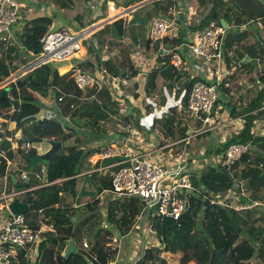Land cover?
<instances>
[{"label": "trees", "instance_id": "obj_1", "mask_svg": "<svg viewBox=\"0 0 264 264\" xmlns=\"http://www.w3.org/2000/svg\"><path fill=\"white\" fill-rule=\"evenodd\" d=\"M52 1L60 7H67L70 2L72 3V0ZM131 1L130 3H135L140 0ZM198 1L202 5L209 4L210 9L201 22L196 25H191L192 30L204 28L210 20H215L220 23V19L222 18L227 23L233 19L239 23L250 19L264 20V3H262V0ZM109 5L113 7L112 10L115 11L116 15L119 13V10L115 9L123 6L119 0H103L102 7L105 8H103L102 18L109 15L108 13L110 12L106 10V7ZM150 7H152L151 4L137 8L132 12V17L129 20L121 17L113 21L111 24L116 35L118 37H124L126 29H128V38L131 42L140 41L141 43L144 40L147 21L144 24L136 23V21ZM71 20L74 25L73 28L80 30L86 25L97 21L98 17L92 12L90 21H85L80 15L71 16ZM52 24L53 18L50 16H37L25 23L20 42L22 48L30 54L31 58L40 52L41 43L39 38L47 30L54 28ZM141 27L143 30L142 33L139 31ZM140 35H142V38L139 39L138 36ZM235 36L240 39L244 34L236 33ZM183 37L182 34H179L178 37L173 39L165 37L161 42L166 46L177 45ZM145 40L147 45L149 41L147 39ZM86 47L90 51V46L86 45ZM227 47L230 48L231 44H227ZM253 48L256 49L253 45L237 46L235 49L237 58L240 60L247 53L250 55L254 54ZM17 53L16 47L14 51L8 47L5 48L3 57L6 60H10L17 56ZM85 54L86 52L82 46L81 50L73 57L80 58L84 57ZM157 62L158 66L153 68L147 75L145 84L146 94H151L155 89L157 75L170 83H175L180 79L181 86L186 88V94L182 99V104L185 105L192 85L196 81L203 79L196 75L190 77V74L185 71L179 72L170 63L169 55L163 52L157 56ZM59 63L61 62L42 64L18 77L9 85V96L19 100V108L18 110H12L10 114L1 111L0 116L15 123V130L21 132L20 141H22V137L28 139L37 137L41 139L61 140L63 143L62 150L52 155L49 168L46 172V178L48 181L53 182L52 184L37 186L39 183L35 179L34 173L31 174L26 185H24L25 180L21 183L19 181L14 183L16 188L19 185H24V187L22 186L24 189L33 187L21 195V200L29 204V208L25 213L29 225L31 227H37V215L39 214L42 215L41 220L46 223H52L55 227L54 231L46 232L44 239L37 244V259L35 264H88L89 261L92 264H107L108 261L114 259L119 250L112 243L114 241L113 230L104 226L98 228L94 239L89 242L87 249H83L81 246L80 251H77V253L70 254L67 258L64 257L65 241L68 239L74 240V229L70 223L68 211L56 207V205H60L61 203L62 194L74 193L77 177L83 172L84 163L89 164L87 160L94 152L93 149L85 148L83 144L87 141L94 140L93 138L95 137L92 138L91 136L84 135L76 144L65 145L67 140L75 134L74 128L70 132H65L59 121L55 118H43L37 122H35L34 118L35 114L46 107L40 101V98H47L56 103L57 98L62 96L61 101L58 102L60 113L62 109L64 110L63 115L71 114L73 118L78 117L75 119L77 125H79L80 120H83L85 124L83 127H88L90 131L98 132V124L103 120L111 118L110 116L116 115L117 108L111 103L110 97L104 91H95L93 88H78L74 82V69L70 68L64 71V68H62L61 71L64 72L60 73L57 69ZM83 65H86L90 71L94 67L89 63V60H85L77 66L81 68ZM16 68L10 70V72H4V70L0 69V72L4 73L3 78H6ZM245 68H248L247 65ZM134 69L133 65L129 67V70L132 72L131 74H135L136 71ZM3 78H0V81ZM263 95L264 93L259 94L250 100L242 110V112L248 114H246L245 122L240 129L227 133L224 139H221L220 135L218 136V144L213 149L215 154L222 152L231 143H243L250 140L253 145V150L255 151L257 147L264 154V136L254 137L250 132L252 122L255 118L259 117L260 112L257 111L255 114L251 113L253 110L261 107ZM224 96L228 102L224 101L222 111L231 114L236 110V104L230 103V99L226 95ZM70 105H74V107L71 108ZM11 107L12 105L9 101L0 99V110ZM162 124L170 128H176L179 137L185 136L186 128L180 126L179 122L176 121L174 108L162 120ZM4 146L8 147L9 142L6 141ZM208 150L212 149L210 148ZM252 153L251 150L249 153L243 154L229 168L227 166H221L204 170L199 180L197 175L191 176L194 190L192 189L188 194L189 205L187 210L181 214L178 220L172 218L154 220L153 230L160 240V246L145 249L144 254L137 263L151 264L155 261L157 264H166V260L159 256L161 252H180L179 264H191V262L192 264H264V261L252 260L255 254V242L252 235H249V225L246 221L247 217L246 215L242 216L247 209L242 211L232 209L229 206L231 201L228 199H224V204L212 201L213 195L225 193L233 187L234 182L230 179L229 173L235 171L241 164L244 165L240 173L243 186L251 190L248 198H253V192H259L264 188V174H260L262 172L261 168L258 165L247 164L250 161ZM6 154L10 158L14 156L11 150H7ZM35 155L34 150L23 153L27 162V168H29V159ZM107 160L109 161L111 159ZM5 170L6 161L3 159L0 163V178L4 176ZM92 175L96 176L94 173ZM105 179L111 188V177ZM57 180L60 181L56 182ZM202 184L205 186V190L200 188ZM242 200L243 202L246 201L245 199ZM98 202L99 200L94 199L92 203L87 205L88 209L95 210L99 204ZM142 207V201L134 196L110 201L106 213L107 222L121 236H126L134 226L135 217L139 214ZM258 219L260 220L262 217ZM133 251L135 252L133 257H135L137 252L135 250ZM260 253L264 254V250ZM17 255L25 256L26 250L17 249ZM21 258L22 260L17 262L11 257L5 264H26L23 257Z\"/></svg>", "mask_w": 264, "mask_h": 264}, {"label": "built area", "instance_id": "obj_2", "mask_svg": "<svg viewBox=\"0 0 264 264\" xmlns=\"http://www.w3.org/2000/svg\"><path fill=\"white\" fill-rule=\"evenodd\" d=\"M84 1L85 7L82 13L85 15L89 14L90 9L91 13L99 10L103 2V0H95L93 4L92 1L94 0ZM157 1L159 0H140L131 9L136 10ZM262 3H264V0H262ZM91 5L92 8H90ZM20 7L18 0H0V42L4 45L3 51L8 47H12L13 51L16 46L22 48L20 39L25 24L23 23V13ZM131 9L128 8L127 11H131ZM170 12L172 13V10L168 9V14H171ZM94 14L98 17V20L80 30H76L67 24H61L52 30H47L39 38L41 43L40 52L32 58L22 48L23 53H26L29 58V62L25 66L35 64L36 67L48 62L64 60L76 53L80 46H85L84 43L106 23L105 18L103 19L97 13ZM182 21L184 25L189 26L190 23L185 18ZM255 21L250 19L239 23L233 19L229 23L225 21L226 27H223L221 23L210 20L204 28L193 30L186 28L183 33L184 37L177 45L166 46L162 43L160 49L166 50L165 54L169 55L170 63L179 72L186 71L189 73L193 71L195 73H191L190 77L196 75L203 80L196 81L192 85L185 105L182 104V99L186 94V88L181 86L180 79L175 83L167 81L171 88V95L174 101L177 100V102L163 108L152 106L153 110L151 107L152 111L150 110L145 117L140 118L138 125L144 131H150L153 128L154 120L165 118L166 114H170L174 108L176 119L180 123H185L188 119L196 123L197 126L193 128L191 134L197 136L213 131L230 121L237 120L241 116L248 114L244 113L242 115L239 107L245 108L250 100L264 93V37H260L263 42L262 50L258 55L249 57L247 60L245 58L239 60L235 52L237 46L245 43L243 37L238 39V41L235 40L230 48L227 47V44H230L228 39L232 33L235 35L236 33L249 30L250 25H253ZM98 24H100L98 28L90 30ZM260 25L258 24L259 28L263 26ZM178 35V32L173 29V22L163 15L153 16L148 21L146 39L150 45L155 41H162L165 37L173 39L178 37ZM142 49L144 50L145 48L142 47ZM77 65L78 63H74L70 68L74 69V82L78 88H93L95 91H104L110 97L111 103L119 109L120 115L125 118L131 116L133 107L130 102L134 100V94L130 91L128 76L120 75L108 63L99 64L89 72L83 71ZM246 65L248 68H245ZM13 82V80L9 81L5 85ZM224 95L230 99V103L236 104V112L233 116L223 114ZM61 98L62 96L58 97L56 103L53 101L54 104L45 105V108L35 114V122L43 118H55L65 132H70L74 128L73 117L71 114L62 115L60 113L58 102L61 101ZM149 98H147L148 103L151 102ZM40 101L43 102L41 99ZM70 106L71 108L74 107V105ZM212 107H214V111L211 113ZM260 108H264V95ZM3 118V116H0V163L3 159L6 161V170L4 176L0 178V186L5 187L12 178L16 179L13 175L15 172L11 171V166L14 163L15 156L18 155L17 153H27L30 150H34L36 155H39L46 149H43L42 143L20 141L21 132L9 126V123L13 121H9L6 118L4 120ZM250 130L254 137L261 135V133L256 134L252 128ZM127 132L129 136L123 137L122 140L116 139L104 145L101 143V145L94 144L92 148L94 152L90 156V161L97 165L104 159H115L113 163L97 165V169L103 170L115 167V170L110 173L111 191L113 194L118 197L134 196L143 203L141 211L134 220V224L137 221L140 224L139 240L141 243L140 247L134 249L137 252L135 259L132 258L134 260L133 264H135L142 257L145 249L160 246V240L153 230L154 220L162 218L178 220L188 208V194L192 189L194 190V187L190 174L186 171V151L182 150L175 155L174 159L176 161L174 165L164 167L151 161L146 154L140 151L143 138L137 130L129 128ZM6 141L9 142L8 147L4 146ZM251 143L250 140L243 143L234 142L229 144L222 152L218 153L219 159L214 166H227L229 168L243 154L253 151ZM7 150L13 152L14 156L12 158L7 156ZM36 165H39V171L35 172L33 170L32 173H34V177L39 183L37 186L52 184L53 182L48 181L46 178L47 169L45 164L37 163ZM17 172L19 173L16 180L20 183L31 177H29L27 166L24 169H18ZM230 179L234 182L233 187L225 193L213 195L212 201L224 204V199H228L231 201L229 206L236 211L249 209L253 205L258 204L248 198L247 188L243 186V180L240 175H230ZM32 188H22L20 191H13L9 194L5 190L1 191L0 201L3 202L0 205V210L4 209L7 215L0 222V264L7 263L11 257L17 261V249L28 251L34 245V249L37 251V244L44 239L46 232L54 231L55 229L52 223H46L41 220L42 217L38 219L36 228L31 227L25 214H13L9 211L8 204L11 199L15 195L25 193ZM200 188L205 190L203 184L200 185ZM242 199L246 201L243 202ZM81 246L83 249H87L89 242L84 239L81 242ZM163 253L161 252L159 256L163 257ZM88 264H92V262L89 261ZM107 264L116 263L113 259L108 261ZM151 264L157 263L154 261Z\"/></svg>", "mask_w": 264, "mask_h": 264}, {"label": "crops", "instance_id": "obj_3", "mask_svg": "<svg viewBox=\"0 0 264 264\" xmlns=\"http://www.w3.org/2000/svg\"><path fill=\"white\" fill-rule=\"evenodd\" d=\"M21 7L20 10L23 13V23L25 24L27 21H29L31 18L37 17V16H50L53 18V26L57 27L61 24H67L71 25L73 27V24L70 23L69 17L80 15L85 21H89L91 17V13L84 14L82 13L85 7V1L84 0H72V3L70 2L69 6L61 8L57 4H55L52 0H18ZM120 1V0H119ZM122 1V0H121ZM160 1L164 2V5L157 4ZM172 4L165 2L164 0H159L157 2L152 3V7L148 11V16H156V15H163L170 19L173 22V29L178 32V34H182L185 32L186 28H189L191 25H196L197 22H201L204 16L208 13L210 6L209 4L202 5L199 3L198 0H171ZM170 2V0H169ZM123 6L118 7V10H123L124 7H127L126 4H121ZM201 7V8H200ZM168 9L172 10L171 14H168ZM134 11V10H133ZM130 11V12H133ZM66 12L67 14H65ZM113 10H110V13H112ZM129 14V13H128ZM124 16L123 19L129 20L132 17V13L130 15ZM101 17V15H99ZM105 18V17H103ZM106 18H110L109 16ZM185 18L190 23V26L187 27L184 25L182 19ZM151 18H149L146 22V30L144 32V39H146V31H147V24L148 21ZM112 22L108 23V20H106V23L103 24L101 28H103L105 25L111 24ZM262 26V25H260ZM264 26V24H263ZM261 28H259L261 32ZM244 34L243 45H253L256 47V49L253 48L254 54L247 53V58L258 55L260 51H258V45L263 48V42L261 40V34H257V31H252L250 28L249 30L245 32H241ZM96 35V34H95ZM93 35L90 38V42L86 45L90 46V51L87 49L86 46H83L86 54L84 57H72L69 60H66L64 62L59 63L58 69L61 71L62 68H64V71L67 70L72 64L74 63H82L85 60H89V63L93 65L94 67L99 64H105L108 63L110 67L115 68V70L120 73V75H125L129 77L130 82V91L134 94V100L138 99L140 97L149 98L151 102H145L142 100V102L135 103L134 106V114L131 116L126 117L125 119H121L120 117L116 115L110 116V122L111 126L107 128H101L98 124V132L96 131H90L88 127H81L77 125L76 123L73 124V127L75 129V134L67 140L68 144H76L79 139H82L84 135L91 136L94 140L87 141L84 145L87 149H92L94 147V144H106L110 143L112 141H115L116 139L122 140L124 137H128L129 133L127 132V129H135L139 132V135L143 138V143L141 145L140 151L143 152L148 156V158L160 165H163L164 167H171L175 163V155L179 152H181L184 149L191 150V152H199L201 155L197 157V159H192V154H189V151L187 153V161H186V171L189 172L190 177L193 175L198 176V180L200 179V175L203 173L204 170L214 168L215 164L218 161V154H215L214 150L218 144L217 138L220 135L221 139H224L225 135L227 133L236 131L240 129L243 126V123L245 122V116H241L237 120L230 121L229 123L220 126L219 128L210 131L208 133H202L197 136L193 137H200L201 143H199V146L197 148L189 147L187 146V143L191 139L189 137V134H191L193 128L196 126L192 121L180 123L179 125L186 128L185 136L179 137L177 134L176 128H170L166 125L162 124V120L164 119H156L153 121V128L150 131H144L139 125L138 122L140 118H143L142 115H146L147 112L151 110L152 106H156V108H163L165 106H169V99L172 100L173 97L171 95V88L168 85L167 81H165L162 77L157 75L155 79V89L151 94H146L145 92V84L147 81V75L148 73L155 67L158 66L157 62V55H159V51L165 49H160V46L155 48L153 52L148 54V51L152 49V45L147 44L146 46H149V48L146 50H143L141 45L137 46L134 42H131L128 40V50H129V57L124 54L123 51H115L113 50L114 45V39L116 41L121 40L120 37H118L113 29V41L108 40L107 44L106 42L103 43L102 39H99L98 37H95ZM125 38H128V36L124 35ZM129 39V38H128ZM89 40V39H88ZM234 39H228V42L232 45L235 41ZM238 41V40H237ZM238 44V42H237ZM4 46L2 42H0V46ZM156 46V45H155ZM165 47V45H164ZM17 48V46H16ZM13 50V48H12ZM147 51V52H146ZM165 53V52H163ZM245 55V56H246ZM23 57H26V53H23ZM83 56V55H81ZM12 59V58H11ZM10 59V60H11ZM75 59L74 62H70L71 60ZM133 65L135 74H131L132 72L129 70V67ZM93 67V68H94ZM83 71L89 72V68H87L86 65H83L81 67ZM186 72V71H185ZM188 73V72H187ZM194 74L195 72L190 71L188 74ZM160 85V86H159ZM9 95V94H8ZM43 102V98H40ZM158 99V100H157ZM227 99V98H226ZM226 99L223 97V101H226ZM153 110V107H152ZM151 110V111H152ZM177 110V109H176ZM4 111V110H1ZM259 113V117L255 118L252 122V125L250 128L255 130L256 134L261 133L260 136H264V128H260L264 125V108L255 109L252 111L251 114H255L256 112ZM236 112V110L228 114L227 112L223 111V114L226 116H233V114ZM245 112H242V115ZM241 115V114H239ZM262 116V117H261ZM165 117V115H164ZM149 124V122H148ZM176 124V122H175ZM9 126L11 128L15 127L14 122H10ZM192 126V127H191ZM199 127V125H198ZM251 132V130H250ZM96 133V134H95ZM192 137V138H193ZM78 138V139H77ZM76 141V142H75ZM100 144V145H101ZM183 144V145H182ZM43 149H46L47 146L44 144H41ZM211 145V146H210ZM185 146V147H184ZM184 147V149H182ZM212 150H208V149ZM255 150H258L261 152V149L257 148ZM92 155V154H91ZM90 155V156H91ZM90 156L88 158V165L84 163V170L81 174L77 177L76 187L73 194L70 193H64L62 194V199L60 205H56V207H60L61 209H65L68 211V216L70 218V223L72 224V227L74 229V237H78L79 240L83 241L85 238L83 236L84 231L82 230V226L87 222L88 217H91L95 212L99 213V218L103 222L102 226L110 228L113 230L114 233V241L112 242L115 246L118 247L119 251L124 252L130 260L132 261L133 256L135 255L134 251H131V249L127 248V244L125 243V236H121L116 229L113 228L108 222H107V208L108 204L112 200L116 199H122L126 197H118L111 191V188L108 186V183L105 178L110 177V173L115 170V167L106 168L103 170H98L97 165H107L110 163H113L115 159L111 160H102L101 163L94 165L90 161ZM217 156V157H216ZM210 157L209 159H206ZM16 158H19V154L15 156ZM14 160V161H15ZM207 160H210L211 163H208L206 166H203V163ZM215 161V162H214ZM214 162V163H213ZM17 167H14L13 170L15 173L13 174L16 179L19 172L17 170H14ZM96 174V176L92 174ZM263 175V172L260 173ZM15 178H12L13 183L16 182ZM60 180H57L56 182H59ZM11 182V181H10ZM15 185V183H14ZM36 187V186H35ZM100 188V189H99ZM13 191H16V187H14ZM12 191V192H13ZM248 194L251 193L250 189H247ZM11 193V192H10ZM252 195L253 198H251L252 201L257 202L258 204L253 205L251 208L247 209L245 212L246 215V221L249 225V235H252V238L255 242V254L252 258V260H261L264 261V254L260 253L264 250V200H258L257 197L259 195L258 192H253ZM9 194V193H8ZM23 194V193H22ZM19 195L21 199V195ZM1 196V194H0ZM94 199L99 200V204L95 208V210L88 209L87 205L92 203ZM3 201H0V205H2ZM6 211L4 209L0 210V222H2L6 218ZM42 215H37V218H41ZM259 217H262V219H258ZM101 222V223H102ZM261 223V224H259ZM259 224V225H258ZM99 227V226H98ZM97 227V228H98ZM101 227V226H100ZM96 228V229H97ZM119 241L121 244H116L115 240ZM74 242V240H73ZM75 244V242H74ZM67 245L65 246L66 249ZM78 248V247H77ZM64 249V251H65ZM30 251H36L34 249H29ZM28 250V251H29ZM136 251V250H135ZM163 258L167 261V258L170 259V263L166 264H179V261H177L178 257L180 258L181 253H171V252H164L162 254ZM24 258V256H22ZM21 257H17V262L21 261ZM179 260V259H178ZM26 264L28 261L26 260ZM192 263V262H191Z\"/></svg>", "mask_w": 264, "mask_h": 264}, {"label": "rangeland", "instance_id": "obj_4", "mask_svg": "<svg viewBox=\"0 0 264 264\" xmlns=\"http://www.w3.org/2000/svg\"><path fill=\"white\" fill-rule=\"evenodd\" d=\"M165 2H167V3H171L172 4V1L170 0V2H169V0H164ZM183 1V0H182ZM130 2H132L131 0H120V4H127V3H130ZM92 3L94 4L95 3V0L94 1H92ZM228 3L229 4H231V2L230 1H228ZM102 4H103V2H102ZM102 4H101V6H100V9L99 10H97V11H94L93 13H97L98 15H103V8H105V7H102ZM137 4V2H135V3H130L129 5H127V7H124L125 9L124 10H122V12H120L117 16H114V17H112L111 19H108V23H110V22H113L115 19H117V18H119V17H124L125 15H127L128 13L129 14H131L132 12H130V11H127V9L129 8V9H131L134 5H136ZM157 4H160V5H164L165 3L164 2H162V1H160L159 3H157ZM205 5V4H204ZM112 6L111 5H109V6H107L106 7V10H107V12H110V10L113 8H111ZM61 8H64V7H61ZM90 8H92V5H91V7ZM151 8V7H150ZM201 8V7H200ZM117 9H119V8H116L115 10H117ZM133 9H131V11H132ZM150 10V9H149ZM148 10V11H149ZM90 12H89V15H90V13H91V9L89 10ZM148 11L145 13V14H143V15H141L138 19H137V21H136V23H142V24H144L149 18H152L153 16H148L149 14H148ZM65 14H67L66 12H64ZM113 13H115V12H113ZM112 13V14H113ZM122 13V14H121ZM109 14V13H108ZM121 14V15H120ZM107 16H109V15H107ZM106 16V17H107ZM105 17V19L107 20V18ZM69 19H70V23H72L73 24V22H72V20H71V17H69ZM104 19V18H103ZM90 21V20H89ZM235 22H236V20H235ZM258 24H261V25H263L264 24V20H256L255 22H253V25H250V29L252 30V31H258L260 34H261V36L262 37H264V26H262V28H261V32L259 31V27H258ZM89 25H91V24H89ZM71 26V25H70ZM74 26V25H73ZM87 26V25H86ZM189 26H190V24H189ZM188 26V27H189ZM189 29L190 30H192L191 29V26L189 27ZM139 31L142 33V27L141 28H139ZM44 34V33H43ZM42 34V35H43ZM96 35H95V37H98L99 39H102L103 40V43L104 42H106V44H107V41L108 40H112L113 41V26H112V24H108V25H105L103 28H101L98 32H96L95 33ZM41 35V36H42ZM125 35L126 36H128L129 34H128V29H126V33H125ZM138 38L140 39V38H142V35H140V36H138ZM230 39H234L233 41H235V40H238L239 38H236V36L234 35V33H232L231 35H230V37H229ZM120 39L121 40H119V41H116L115 39H114V45H113V50H115V51H123L124 52V54H126V56H130L129 55V50H128V40H130V39H128V38H125V37H120ZM131 41V40H130ZM90 42V38H89V40H87L85 43H84V45L86 46V44H88ZM135 44H137V46H139V45H141V47H146V50L149 48V46H146V40L144 39L143 41H141V43H140V41H135L134 42ZM156 45V46H155ZM162 45V42L160 41V40H158V41H155L153 44H152V49L150 50V51H148V54H150L151 52H153L154 51V49L155 48H157V47H159V46H161ZM166 47V46H165ZM258 48V51H261L262 50V47L261 46H257ZM17 56H15V57H13L11 60H6L4 57H3V53H4V51H3V47H2V45L0 46V69H2V70H4V72H10V70H13L14 68H16L14 71H12L11 73H10V75L9 76H7L6 78H3V76L5 75L4 73H1L0 72V78H3L2 79V81H5V83L3 84V85H5L6 83H8L7 82V80H9V79H11L12 77H13V75L17 72V71H19L20 69H22V67H25V64L27 65V63L29 62V58H26V57H23L22 55H23V49L20 47V46H17ZM147 52V51H146ZM75 61V59H73V60H71L70 62H74ZM70 68V67H69ZM68 68V69H69ZM58 69V68H57ZM67 69V70H68ZM58 71L60 72V73H63L64 71H60L59 69H58ZM66 71V70H65ZM10 77V78H9ZM20 77V76H19ZM17 79V77L16 78H12V80L13 81H15ZM12 80H10V81H12ZM1 82V81H0ZM10 84V83H9ZM9 84H7V85H9ZM160 86V85H159ZM240 90V89H239ZM154 91V90H153ZM152 91V92H153ZM43 100H44V104L45 105H50V104H54V102L53 101H51L50 99H47V98H43ZM142 100H144L145 102L147 101V97H145L144 99H143V97H140V98H138V99H135V100H133V101H131L130 103H131V105H132V107H133V112H132V114L131 115H133L135 112H134V106H135V103L137 104V103H139V102H142ZM158 100V99H157ZM248 101V100H247ZM175 102H177V100H172L171 98L169 99V104H173V103H175ZM244 108L243 107H239V110H240V112H242V110H243ZM1 110H3V109H1ZM1 110H0V112H1ZM12 110H13V108L11 107V108H5L4 109V113H7V114H10L11 112H12ZM64 110H62L61 109V114L63 115L64 114V112H63ZM166 115H168V113L166 114ZM117 116L118 117H121V118H123V119H125V117H123L122 115H120V111H119V109L117 108ZM146 115H142V117H145ZM262 117V116H261ZM264 117V116H263ZM78 118V117H77ZM77 118H73V120H72V122H73V124L76 122L75 121V119H77ZM4 119V118H3ZM5 120V119H4ZM176 121H178L177 119H176ZM189 121H192L193 122V120H191V119H188L187 120V122H189ZM194 123V122H193ZM195 125H196V123H194ZM79 125H81V127H83V126H85V124L83 123V120H80V123H79ZM99 125H100V127L101 128H107V127H109V126H111V122H110V119H107V120H103V121H101L100 123H99ZM197 126V125H196ZM195 126V127H196ZM192 127V126H191ZM194 127V128H195ZM15 128V127H14ZM13 128V129H14ZM260 128H264V125L263 126H261ZM20 133V132H19ZM189 137H191V139L189 140V142L187 143V146L189 147V149H191V147H194V148H197L198 146H199V143H201V138L200 137H193V135L192 134H189ZM193 137V138H192ZM68 143H65V145H67ZM183 145V144H182ZM46 146V145H45ZM48 147V146H47ZM47 147H46V149H47ZM185 147V146H184ZM184 147L182 148V149H184ZM184 151H186L185 153H188V151H189V154H192L193 156L192 157H194V158H192V159H197V157H199L200 155H201V153H199V152H191V150H186V149H184ZM253 153H252V155H251V157H250V161H248L247 162V164L248 165H250V164H254V165H258L259 166V168H261V170H262V172H263V174H264V154H262V151L260 152V151H258V150H253L252 151ZM17 154H19V158H16V160L14 161V163H13V165L11 166V170H13V168L14 167H17V168H15L14 170H18V169H24L26 166H27V162H26V160H25V157L23 156V153L22 152H19V153H17ZM210 157H208V158H206V159H209ZM215 162V161H214ZM213 162V163H214ZM208 163H211V161L210 160H207V161H205L204 163H203V166H206ZM243 166L244 165H240V166H238L237 167V169L235 170V171H233V172H231V173H229V175H240V173H241V168H243ZM34 171L36 172V171H39V165H35V167H34ZM14 187H15V185H14V183H13V181H11V182H8L6 185H5V187H3V186H0V194H1V191H3V190H5V192H7V193H10V192H12L13 191V189H14ZM248 192V191H247ZM254 194V193H253ZM258 195H259V197H257L258 198V200H264V188H262L258 193H257ZM126 198H128V197H126ZM112 201H114V200H112ZM245 215V213L242 215V216H244ZM88 219L89 220H87V222L82 226V230L84 231V234H83V236H84V238H85V240H87L88 242H90V241H92L93 239H94V237H95V234H96V231L98 230V228L100 227V226H102V224H103V222L101 221V219L99 218V213L98 212H95L91 217H88ZM102 222V223H101ZM259 224H261V223H259ZM258 224V225H259ZM136 225V226H135ZM99 226V227H98ZM98 227V228H97ZM139 227H140V224L138 223V221H137V223L136 224H134V226L132 227V229L130 230V232L125 236L126 237V239H125V243L127 244V248L128 249H131V251H133L135 248H138V247H140L141 246V243H140V240H139V234H140V229H139ZM97 228V229H96ZM74 242H75V245L78 247V251H80V248H81V240H79L78 239V237H76L75 236V238H74ZM115 243L116 244H121V243H119V241H117V239L115 240ZM35 248V246L33 245V248L32 249H34ZM34 250H36V249H34ZM36 255H37V251H26V255L24 256V258H23V260H25V258H26V260L28 261V263L27 264H35V262H36ZM19 256V255H18ZM20 257H22V256H20ZM181 257V256H180ZM129 259V257L124 253V252H122V251H118V253H117V255H115V257H114V261H115V263L116 264H133V262H134V260H132V261H130V260H128ZM135 259V258H134ZM165 259V258H164ZM178 259L180 260V258L178 257ZM177 259V261H179ZM22 260V259H21ZM170 263L171 261H170V259H168L167 258V261H166V263ZM135 264H138L137 262L135 263ZM192 264V263H191Z\"/></svg>", "mask_w": 264, "mask_h": 264}, {"label": "water", "instance_id": "obj_5", "mask_svg": "<svg viewBox=\"0 0 264 264\" xmlns=\"http://www.w3.org/2000/svg\"><path fill=\"white\" fill-rule=\"evenodd\" d=\"M121 15V14H120ZM130 15V14H128ZM121 18V17H119ZM117 18V19H119ZM115 19V20H117ZM114 20V21H115ZM220 23L223 27H226V22L225 20L222 18L220 19ZM12 50V47L10 48ZM162 52H166V51H163V50H160L158 53L161 54ZM245 60H247V55L244 57ZM38 67V66H36ZM35 67V64L34 65H29V66H25L23 67L22 69H20L19 71H17L12 78H18L19 76H22L23 74L33 70ZM10 78V77H9ZM9 79L7 80V82H9L10 80ZM5 83V81H1L0 82V87ZM10 85V84H9ZM9 85H5V86H2L0 88V99H4V100H7L11 103L12 105V108L13 110H18L19 108V100L18 99H15V98H12L10 97L8 94V90H9ZM214 111V107L211 108V113ZM22 140L23 141H30V142H36V143H42L47 147V149L42 153V154H39V155H36L32 158L29 159V168H28V171H29V177L31 176V173L33 172L34 170V167L37 163H43L45 164L46 166V169L49 168V163H50V159L52 157V155L54 153H57L59 151L62 150L63 148V143L61 140H50V139H41V138H37V137H34V138H31V139H28V138H25V137H22ZM29 180V178L26 179L25 181V184L27 183V181ZM24 185H19L17 188H16V191H20ZM23 186V187H22ZM29 208V204L22 201L19 197V195H15L11 201L9 202L8 204V209L11 213L13 214H25L27 212ZM66 242V249L63 253L64 257L67 258L70 254H75L77 253L78 251V248L77 246L74 244L73 242V239H68L65 241Z\"/></svg>", "mask_w": 264, "mask_h": 264}, {"label": "bare ground", "instance_id": "obj_6", "mask_svg": "<svg viewBox=\"0 0 264 264\" xmlns=\"http://www.w3.org/2000/svg\"><path fill=\"white\" fill-rule=\"evenodd\" d=\"M121 11H122V10H120V11H119V13H120ZM113 12H115V11L113 10ZM113 12H112V13H113ZM112 13H109V17H110L109 19H111L112 17H114V16L116 15L115 13H113V14H112ZM119 13H118V14H119ZM118 14H117V15H118ZM99 25H100V24H98L97 26H99ZM97 26H96V27H94V28H92V29H90V30H94V29H96V28H97ZM90 30H88V31H90ZM88 31H87V32H88ZM87 32H86V34H88V33H89V32H88V33H87ZM81 48H82V46H80V48L78 49V51H77L76 53L72 54V55H71V56H69L68 58H66V59H64V60L53 61V63H57V62H63V61H66V60H69V59H71L73 56H75V55H76V54H77V53H78V52L81 50Z\"/></svg>", "mask_w": 264, "mask_h": 264}]
</instances>
